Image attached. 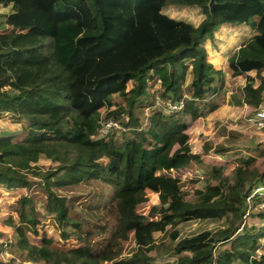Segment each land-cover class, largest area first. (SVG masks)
Listing matches in <instances>:
<instances>
[{"label":"trees","instance_id":"16d2710c","mask_svg":"<svg viewBox=\"0 0 264 264\" xmlns=\"http://www.w3.org/2000/svg\"><path fill=\"white\" fill-rule=\"evenodd\" d=\"M5 1L11 8L0 9V121L22 129L0 130V183L26 191L39 185L47 202L41 217L31 196L10 205L3 223L12 235L2 234L0 264H264V190L257 191L264 172H254L264 144L236 153L229 169L220 160L230 147L206 142L204 154L219 156L207 162L189 133L201 118L222 123L229 75L255 72L228 103L261 108L264 0H216L211 8L210 0ZM177 6H198L204 17L195 24L166 11ZM225 24L255 30L227 70L215 67L205 47ZM168 101L184 106L169 112ZM109 118L120 127L102 134ZM196 165L193 181L171 174ZM36 174L42 181L31 179ZM93 180L112 186L117 229L102 252L54 246L40 233L41 218L52 220L61 240L85 228L55 189ZM149 192L159 202L146 214Z\"/></svg>","mask_w":264,"mask_h":264},{"label":"rangeland","instance_id":"374dc122","mask_svg":"<svg viewBox=\"0 0 264 264\" xmlns=\"http://www.w3.org/2000/svg\"><path fill=\"white\" fill-rule=\"evenodd\" d=\"M188 1H194V4L198 5L201 0ZM10 8L11 4L7 3L5 0H0L1 11L8 12ZM166 11L177 18L187 19L195 24L199 23L204 17L198 6L169 7ZM254 33L255 30L253 28L243 24H225L220 26L218 31L215 33L214 39H209L205 43L209 60L217 65L216 67L218 69L219 67L227 69L226 62L228 58L234 54L241 44L247 41ZM227 77L229 78H226V103L219 108L222 123L214 126L205 118H202L192 123L189 133L191 138L190 141L193 146L192 148L195 153L204 154L205 152L203 147L206 142L211 143L213 147L220 144L230 147L232 150L221 156L222 160H220L222 163L229 164L230 169L236 165L234 162L236 153L246 155L247 147H253L259 143L264 144V127H258L250 120L255 115L254 110H249L246 113V111L239 107L234 109L225 107V105L229 104L228 100L230 99V95L238 93L241 87H243L247 82V78L245 77ZM15 88L20 89L21 85H16ZM262 108H264V105ZM138 115L144 120L145 114L138 113ZM21 127V124L13 123L9 120L0 121V130L4 133H13L18 135L21 132ZM204 157L207 162L218 161L217 159H219V156L216 155L213 150L204 154ZM44 166L49 167V162H44ZM202 166L204 168V165ZM197 167L198 166L196 165L192 169L172 171L171 174L173 176L180 177L183 181H193L197 175ZM254 172L256 175H260L264 172V158L257 160ZM31 179L34 181H42V175H32ZM203 183L204 182H201L197 184V186L203 185ZM188 189H193L192 184L188 185ZM55 191L58 195L68 200V204L70 207L72 206L70 209L71 215L82 219L85 228L81 229L76 234H72L68 240H61L59 234L56 231L54 232L52 228V220L50 218H41L44 226L39 228L41 231L40 233L46 231L49 236L54 238V246L61 249H69L74 246L86 245L93 252H102V250L106 247L108 239L113 232H115L118 225V216L113 202L112 186L105 184L100 180H93L74 186L56 188ZM22 195H26L27 197L31 196L34 199V205L38 210L39 217L46 214L45 205L47 202V193H45L41 186L35 185L31 191H26L23 189H7L4 184L0 183V243H5V237L2 236V234H6L10 237L12 235L11 229L4 225L3 220L7 219L8 216L13 213L10 209V205L15 203V201ZM149 197L150 201L141 206V211L146 214H148V211L153 204L159 202L156 193L149 192ZM248 220L251 224L256 223L257 225H263L261 221L257 219L248 218ZM161 237V233H156V238L158 240ZM30 240L33 243H40V236L37 237L30 234ZM262 244L264 246V241ZM128 247H130V244ZM263 250L264 249L260 250L259 254H262ZM161 252L164 251L161 249L160 253ZM2 253L5 259H9L11 257L9 249H5ZM152 253L155 255V252ZM23 264L33 263L26 262Z\"/></svg>","mask_w":264,"mask_h":264},{"label":"built area","instance_id":"2783aa9c","mask_svg":"<svg viewBox=\"0 0 264 264\" xmlns=\"http://www.w3.org/2000/svg\"><path fill=\"white\" fill-rule=\"evenodd\" d=\"M184 106V101L180 102H166L165 107L166 110L169 112L172 111H178L182 109ZM253 121L258 127H264V108H259L256 110L255 115L250 119ZM113 127H119L118 123L114 121L113 119L109 118L106 122H104L103 127H102V133L107 134ZM264 190V187H260L257 189V191L261 192ZM264 207V203L262 204Z\"/></svg>","mask_w":264,"mask_h":264},{"label":"crops","instance_id":"0c3cea01","mask_svg":"<svg viewBox=\"0 0 264 264\" xmlns=\"http://www.w3.org/2000/svg\"><path fill=\"white\" fill-rule=\"evenodd\" d=\"M228 25H231V24H228ZM243 25H244V24H243ZM248 27H249V26H248ZM252 36H253V35H252ZM252 36H251V37H252ZM251 37H250V38H251ZM250 38H249V39H250ZM249 39H248V40H249ZM245 42H246V41H245ZM241 45H242V44H241ZM238 49H239V48H238ZM238 49H237V50H238ZM227 62H228V60H227ZM227 62H226V63H227ZM213 64H214V63H213ZM214 65H215V64H214ZM216 66H217V65H215V67H216ZM216 68H217V67H216ZM219 69H222V67H219ZM224 70H227V69L225 68ZM229 76H230V75H229ZM250 76H251V77H250ZM230 77H231V76H230ZM240 77H245V78H247V80H248V78H252V77L255 78V72H249V73H246V74H244V75H242V76H240ZM228 78H229V77H228ZM263 105H264V102H263V104L261 105V107H263ZM225 107L232 108V109H234V108H238V107H239V108H242L244 111H246V113H247L249 110H253V108L249 107V106L246 105V104L243 105V106H235V105L232 106V105H229V104H228V105H225ZM201 119H202V118H201ZM203 119H204V118H203ZM191 143H192V142H191Z\"/></svg>","mask_w":264,"mask_h":264},{"label":"water","instance_id":"95a60500","mask_svg":"<svg viewBox=\"0 0 264 264\" xmlns=\"http://www.w3.org/2000/svg\"><path fill=\"white\" fill-rule=\"evenodd\" d=\"M215 1H216V0H210V1H209V6H210V8H211L212 5L215 3Z\"/></svg>","mask_w":264,"mask_h":264}]
</instances>
